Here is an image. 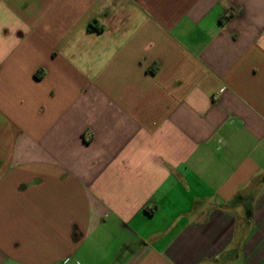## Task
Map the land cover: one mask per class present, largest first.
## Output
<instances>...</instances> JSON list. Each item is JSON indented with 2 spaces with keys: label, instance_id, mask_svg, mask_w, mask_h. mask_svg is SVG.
Here are the masks:
<instances>
[{
  "label": "crops",
  "instance_id": "crops-1",
  "mask_svg": "<svg viewBox=\"0 0 264 264\" xmlns=\"http://www.w3.org/2000/svg\"><path fill=\"white\" fill-rule=\"evenodd\" d=\"M0 264H264V0H0Z\"/></svg>",
  "mask_w": 264,
  "mask_h": 264
}]
</instances>
